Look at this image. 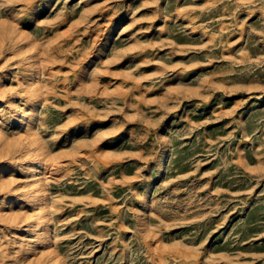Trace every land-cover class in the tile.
<instances>
[{"label": "rangeland", "instance_id": "rangeland-1", "mask_svg": "<svg viewBox=\"0 0 264 264\" xmlns=\"http://www.w3.org/2000/svg\"><path fill=\"white\" fill-rule=\"evenodd\" d=\"M0 131V264H264V0H0Z\"/></svg>", "mask_w": 264, "mask_h": 264}, {"label": "bare ground", "instance_id": "bare-ground-1", "mask_svg": "<svg viewBox=\"0 0 264 264\" xmlns=\"http://www.w3.org/2000/svg\"><path fill=\"white\" fill-rule=\"evenodd\" d=\"M38 81H36L37 84L35 82L37 88L39 87ZM38 90H40V87ZM2 140L3 135L0 131V144ZM21 148V164H23V168L27 176L31 180V184L34 186V190L31 192L34 197L33 199L38 202H36V205L35 203H33L34 207L31 213L25 212L21 216L16 215L14 212L6 214L8 215V217H13L15 224L12 226V229L20 228L22 223L25 227L24 230L29 232L28 236L31 238L32 242L47 243L51 236L49 227L47 226V218L51 214L50 210L52 208V204L47 199H42L44 195V193L42 192L44 189L43 185L51 177L54 166L56 164L52 159H47V161L45 160L47 155L46 153H44V150L41 148L40 143L37 141V139L35 140L31 137L24 138V142L21 144ZM2 152L3 151L0 150V154ZM31 154L36 157L34 161L31 158ZM43 165H46L44 170L40 169V167H42ZM163 165L164 160H162L161 163L162 168ZM3 213L5 212L3 211ZM18 219L19 221H17ZM47 246L48 245H46L45 247ZM42 257H44V261L41 264H60L57 263V261H54L56 259V254L52 250L46 249Z\"/></svg>", "mask_w": 264, "mask_h": 264}]
</instances>
